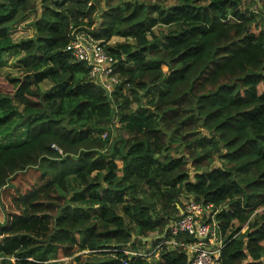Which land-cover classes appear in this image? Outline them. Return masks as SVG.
Returning <instances> with one entry per match:
<instances>
[{
	"label": "clouds",
	"instance_id": "clouds-1",
	"mask_svg": "<svg viewBox=\"0 0 264 264\" xmlns=\"http://www.w3.org/2000/svg\"><path fill=\"white\" fill-rule=\"evenodd\" d=\"M0 264H264V0H0Z\"/></svg>",
	"mask_w": 264,
	"mask_h": 264
}]
</instances>
